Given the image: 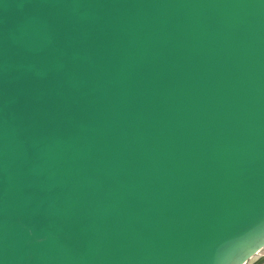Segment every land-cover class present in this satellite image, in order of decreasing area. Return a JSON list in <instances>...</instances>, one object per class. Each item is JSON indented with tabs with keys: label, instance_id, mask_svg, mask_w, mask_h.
I'll return each mask as SVG.
<instances>
[{
	"label": "water",
	"instance_id": "95a60500",
	"mask_svg": "<svg viewBox=\"0 0 264 264\" xmlns=\"http://www.w3.org/2000/svg\"><path fill=\"white\" fill-rule=\"evenodd\" d=\"M263 249L264 0H0V264Z\"/></svg>",
	"mask_w": 264,
	"mask_h": 264
},
{
	"label": "rangeland",
	"instance_id": "374dc122",
	"mask_svg": "<svg viewBox=\"0 0 264 264\" xmlns=\"http://www.w3.org/2000/svg\"><path fill=\"white\" fill-rule=\"evenodd\" d=\"M261 262H264V253L259 255L258 258L254 259L251 263L248 264H259Z\"/></svg>",
	"mask_w": 264,
	"mask_h": 264
},
{
	"label": "bare ground",
	"instance_id": "6f19581e",
	"mask_svg": "<svg viewBox=\"0 0 264 264\" xmlns=\"http://www.w3.org/2000/svg\"><path fill=\"white\" fill-rule=\"evenodd\" d=\"M264 253V249L260 252V254L259 255H261V254H263Z\"/></svg>",
	"mask_w": 264,
	"mask_h": 264
},
{
	"label": "crops",
	"instance_id": "0c3cea01",
	"mask_svg": "<svg viewBox=\"0 0 264 264\" xmlns=\"http://www.w3.org/2000/svg\"><path fill=\"white\" fill-rule=\"evenodd\" d=\"M259 264H264V262H261V263H259Z\"/></svg>",
	"mask_w": 264,
	"mask_h": 264
}]
</instances>
